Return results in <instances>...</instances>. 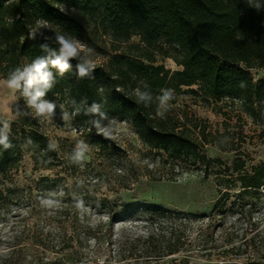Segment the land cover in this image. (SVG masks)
I'll use <instances>...</instances> for the list:
<instances>
[{
	"label": "trees",
	"instance_id": "1",
	"mask_svg": "<svg viewBox=\"0 0 264 264\" xmlns=\"http://www.w3.org/2000/svg\"><path fill=\"white\" fill-rule=\"evenodd\" d=\"M259 2L264 4V0ZM33 31L52 37L48 41L52 47H57L56 34L90 47H95L103 35L111 37L107 65L96 67L91 76L76 77L78 59L71 61L72 69L63 76L52 69L55 83L45 98L66 96L72 111L70 101L75 100L80 108L78 116L88 120L86 128L94 117L85 115L84 109L93 102L105 113L118 108L150 150L159 156L164 153L174 169H181V173L201 171L205 179L214 174L221 190L227 192L240 183L242 195L258 201L264 198V162L249 170V155L236 145L235 130L224 123L223 132L214 131L207 120L181 116L171 106L161 118L156 99L161 89L168 88L174 90V97L186 93L208 105L224 102L219 109L229 117L239 106L252 119L263 118L264 78L256 82L250 70L264 72V9L250 7L247 0H0L2 79L7 80L9 73L23 67L24 62L45 55L40 48L44 41L39 36L29 38ZM159 57L173 59L182 70L171 72L158 65ZM141 82L149 85L153 96L148 106L134 95ZM101 87L103 93L98 91ZM13 114L12 147L5 150L0 146V209L18 206L23 200L15 176L26 153L32 156L34 170L53 169L59 158L57 149L49 150L50 139L39 119L24 115L20 108ZM29 139L31 143H26ZM208 146L233 153L232 169L222 160L210 158ZM153 238L151 233L148 239ZM32 244L43 245L35 239ZM12 248L4 255V263L13 258L16 249ZM236 250L242 253L241 247ZM178 252L173 246L167 254Z\"/></svg>",
	"mask_w": 264,
	"mask_h": 264
},
{
	"label": "rangeland",
	"instance_id": "2",
	"mask_svg": "<svg viewBox=\"0 0 264 264\" xmlns=\"http://www.w3.org/2000/svg\"><path fill=\"white\" fill-rule=\"evenodd\" d=\"M101 37L95 47L72 38L85 46L81 56L96 67L107 65L112 50L111 37ZM158 65L182 70L170 58L159 57ZM250 73L256 82L264 78L262 70ZM45 99L58 105L55 115L29 117L39 119L59 158L53 169L34 170L31 154H25L15 176L23 200L0 209V264H77L114 256L125 264H264V198L242 195L240 183L221 190L214 174L205 179L201 171L174 169L164 153L150 150L118 108L106 112L113 131L105 138L91 125L86 128L88 120L78 115L61 120L60 104L72 112L66 96ZM172 100L176 114L207 120L214 131L223 132L224 123L235 130L236 145L249 155V170L264 162V117L252 119L239 106L229 117L219 109L224 102L208 105L186 93ZM18 108L30 111L0 77V115L10 130ZM81 140L89 150L82 162L73 163L70 156ZM206 151L232 169L233 153L214 146ZM151 233L154 238L148 239ZM33 239L43 245L32 244ZM10 246L15 254L4 263V255L14 249ZM173 246L179 252L168 255Z\"/></svg>",
	"mask_w": 264,
	"mask_h": 264
},
{
	"label": "clouds",
	"instance_id": "3",
	"mask_svg": "<svg viewBox=\"0 0 264 264\" xmlns=\"http://www.w3.org/2000/svg\"><path fill=\"white\" fill-rule=\"evenodd\" d=\"M247 2L250 7L257 10L264 9V4H261L259 0H247ZM37 36L44 41L40 48L45 55L38 56L31 63L11 71L7 77L6 86L14 92H18L20 98L25 101V108L30 111H24V115L48 119L55 115L58 107L54 101L45 99L55 83V75L52 69L63 76L72 69L71 61L78 59L79 62L75 65V75L78 79H83L94 73L96 65L91 58L81 56L85 46L66 35H55L54 42L57 47L50 46L48 41L53 38L43 32L33 31L29 34L31 39H35ZM141 85L134 90V95L139 103L148 106L152 102L153 96L148 90L149 85L147 83L141 82ZM240 86L244 87V84L241 83ZM98 91L103 93L104 89L101 87ZM156 99L158 101L157 115L163 118L170 107L169 102L174 99V90L163 88ZM70 103L74 107L72 112L65 110L64 104L59 105L60 117L64 122H69L80 114V108L76 107V101L72 100ZM84 114L94 117L90 123L98 134L103 135L105 138H111L113 120L102 110L100 104L93 102L84 109ZM105 121H108V123H105ZM10 131L9 124L3 122L0 126V146H3L5 150L12 147L9 139ZM26 143H31V140L29 139ZM48 148L49 150H55L57 144L49 142ZM88 150V144L83 140L78 141L70 156L71 161L79 164L84 160Z\"/></svg>",
	"mask_w": 264,
	"mask_h": 264
},
{
	"label": "built area",
	"instance_id": "4",
	"mask_svg": "<svg viewBox=\"0 0 264 264\" xmlns=\"http://www.w3.org/2000/svg\"><path fill=\"white\" fill-rule=\"evenodd\" d=\"M115 258H116L115 256L109 259L95 258L88 261H81L77 264H125L124 262L118 261Z\"/></svg>",
	"mask_w": 264,
	"mask_h": 264
}]
</instances>
